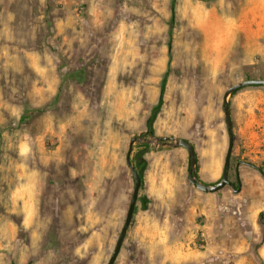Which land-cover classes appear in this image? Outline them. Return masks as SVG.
<instances>
[{"label": "rangeland", "instance_id": "rangeland-1", "mask_svg": "<svg viewBox=\"0 0 264 264\" xmlns=\"http://www.w3.org/2000/svg\"><path fill=\"white\" fill-rule=\"evenodd\" d=\"M264 0H0V264H264ZM237 175L239 182L237 180ZM200 178V179H201ZM203 181V180H201Z\"/></svg>", "mask_w": 264, "mask_h": 264}, {"label": "water", "instance_id": "water-1", "mask_svg": "<svg viewBox=\"0 0 264 264\" xmlns=\"http://www.w3.org/2000/svg\"><path fill=\"white\" fill-rule=\"evenodd\" d=\"M252 84H264V78H247V79H244L242 81L236 82L235 84L228 86V88L224 92L223 112H224L225 125H226V129H227L228 143H227V149L225 152L221 177L216 183L207 184V183L200 181V179L198 178L197 172H196L195 150H194L193 145L188 140H186L184 138L175 139L173 136L160 137L159 138L162 140V144H167L170 146H179V147H183L186 149V151L188 153V164H189L187 179L189 180V182L191 184H193L196 188H198L201 191L215 192V191L219 190L220 188H222L225 184L229 183L228 174H229L230 158H231V153H232V148H233L234 135H233L232 120H231L230 113H229L227 96L230 93L234 92L235 90H237L243 86L252 85ZM137 140H146V138L133 136L132 138H130V141H129L128 149H127L126 156H125V163L128 166V168L132 174V177L134 179V186H133L131 198L129 201V205H128V208L126 211V215H125L123 224H122L121 229L118 233V236L116 238L113 250H112L106 264H113V262L115 261L117 255H118V252L121 248V245H122L123 239L125 237L127 228L131 222V218H132L133 211L135 208V203H136V200L138 197V192H139V188L141 185V176H140L139 172L137 171L136 167L132 164L131 158H130L133 143ZM237 180L239 182L238 175H237Z\"/></svg>", "mask_w": 264, "mask_h": 264}, {"label": "crops", "instance_id": "crops-1", "mask_svg": "<svg viewBox=\"0 0 264 264\" xmlns=\"http://www.w3.org/2000/svg\"><path fill=\"white\" fill-rule=\"evenodd\" d=\"M198 178H199V177H198ZM200 178H201V177H200ZM200 178H199V179H200ZM201 180H203L202 182H204V183L210 184V183L213 182L214 179L212 178V179L205 180V179H202V178H201L200 181H201Z\"/></svg>", "mask_w": 264, "mask_h": 264}, {"label": "trees", "instance_id": "trees-1", "mask_svg": "<svg viewBox=\"0 0 264 264\" xmlns=\"http://www.w3.org/2000/svg\"><path fill=\"white\" fill-rule=\"evenodd\" d=\"M255 85H256V84H255ZM237 90H238V89H237ZM235 91H236V90H235ZM235 91H234V92H235Z\"/></svg>", "mask_w": 264, "mask_h": 264}]
</instances>
